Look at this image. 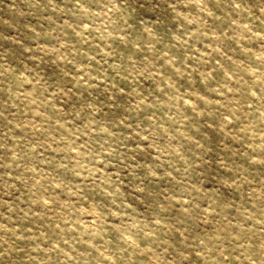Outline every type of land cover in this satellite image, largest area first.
I'll return each instance as SVG.
<instances>
[{
	"label": "rangeland",
	"instance_id": "374dc122",
	"mask_svg": "<svg viewBox=\"0 0 264 264\" xmlns=\"http://www.w3.org/2000/svg\"><path fill=\"white\" fill-rule=\"evenodd\" d=\"M0 264H264V0H0Z\"/></svg>",
	"mask_w": 264,
	"mask_h": 264
}]
</instances>
